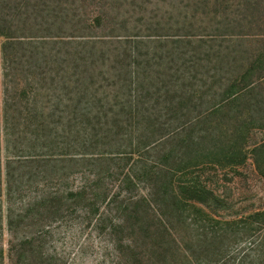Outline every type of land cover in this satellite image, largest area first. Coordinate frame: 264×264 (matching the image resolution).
I'll use <instances>...</instances> for the list:
<instances>
[{
    "label": "trees",
    "instance_id": "obj_1",
    "mask_svg": "<svg viewBox=\"0 0 264 264\" xmlns=\"http://www.w3.org/2000/svg\"><path fill=\"white\" fill-rule=\"evenodd\" d=\"M232 1L0 0V264H251L264 0Z\"/></svg>",
    "mask_w": 264,
    "mask_h": 264
},
{
    "label": "rangeland",
    "instance_id": "obj_2",
    "mask_svg": "<svg viewBox=\"0 0 264 264\" xmlns=\"http://www.w3.org/2000/svg\"><path fill=\"white\" fill-rule=\"evenodd\" d=\"M154 1V0H153ZM170 0L166 4H169ZM232 4L238 2V0L232 1ZM244 4H241L239 11L240 14H237L239 17H248L249 20H253L260 16L262 13L260 7L254 10L252 7L247 5V0H243ZM246 6V9H245ZM213 8L206 10L208 17L214 15ZM236 7L230 9V12L235 10ZM253 13V14H251ZM225 15V14H224ZM227 17H233L232 14H227ZM231 192L233 199V206L231 211L235 214H240L242 212L250 213L251 211L256 210L257 207H264V181L258 178L255 175L250 176L249 179H236L233 184H231ZM233 209V210H232ZM248 226V227H247ZM245 228V233L241 234L239 245L234 246L239 247L248 255L249 261L251 264L256 263V256L258 253L260 240L264 238V226L257 224L256 221H252ZM81 264H92L93 260L91 256H86L80 260Z\"/></svg>",
    "mask_w": 264,
    "mask_h": 264
}]
</instances>
